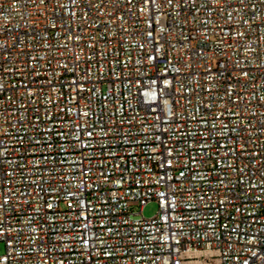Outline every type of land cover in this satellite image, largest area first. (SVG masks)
Here are the masks:
<instances>
[{"label": "built area", "instance_id": "built-area-1", "mask_svg": "<svg viewBox=\"0 0 264 264\" xmlns=\"http://www.w3.org/2000/svg\"><path fill=\"white\" fill-rule=\"evenodd\" d=\"M0 244L264 264V0H0Z\"/></svg>", "mask_w": 264, "mask_h": 264}, {"label": "rangeland", "instance_id": "rangeland-1", "mask_svg": "<svg viewBox=\"0 0 264 264\" xmlns=\"http://www.w3.org/2000/svg\"><path fill=\"white\" fill-rule=\"evenodd\" d=\"M157 211V206L155 203H149L148 205H146L142 211H141V216L145 219H149L151 217H153L156 214ZM140 217V216H137ZM3 252V245L0 244V253Z\"/></svg>", "mask_w": 264, "mask_h": 264}]
</instances>
